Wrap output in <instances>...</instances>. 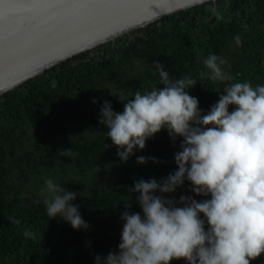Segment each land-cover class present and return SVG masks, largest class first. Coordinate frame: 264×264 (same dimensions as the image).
Wrapping results in <instances>:
<instances>
[{
  "label": "trees",
  "instance_id": "16d2710c",
  "mask_svg": "<svg viewBox=\"0 0 264 264\" xmlns=\"http://www.w3.org/2000/svg\"><path fill=\"white\" fill-rule=\"evenodd\" d=\"M208 7L199 5L167 16L77 55L0 96V264H93L94 254L106 256L120 242L116 232L122 226L123 203L134 180H159L175 170L173 154L179 150V141L173 146L166 131L149 140L145 150L137 151L126 164L120 162L106 130L98 123L102 105L98 92L113 73L123 77L120 71L141 64V75L132 90L125 92L130 99L137 90L144 93L162 86L153 74L159 62L171 78L190 75L197 81L189 91L206 112L224 85L200 77L205 70L202 60L213 53L227 60L230 42L239 36L231 75L254 86L264 84V0H217L218 16L206 11ZM80 95L86 101L100 102L93 112L94 123L78 113L76 98ZM106 100L115 111L123 110L118 97L110 94ZM74 124L87 127L88 134L76 133ZM21 138L31 149L19 154ZM141 155L161 162L137 165L136 156ZM67 162L77 170L63 168ZM90 172L91 179L100 175L105 182L75 201L90 226L87 231H74L60 220L49 221L42 197L25 196L16 187L34 175L63 181L65 174L80 177ZM179 191L191 194L187 185ZM131 210L140 211L134 196ZM26 229L35 233V239L23 236ZM253 264H264V255Z\"/></svg>",
  "mask_w": 264,
  "mask_h": 264
},
{
  "label": "clouds",
  "instance_id": "9594fccd",
  "mask_svg": "<svg viewBox=\"0 0 264 264\" xmlns=\"http://www.w3.org/2000/svg\"><path fill=\"white\" fill-rule=\"evenodd\" d=\"M197 2L218 16L216 0ZM235 41L239 45L240 37ZM202 64L201 78L224 85L206 112L189 91L197 81L190 75L171 78L159 62L153 74L162 86L137 90L130 99L123 90L111 91L123 105L120 112L109 100L102 102L98 123L121 163L162 131L173 146L179 141V150L174 171L159 180H134L123 203L117 250L94 254L93 264H253L264 255V84L235 80L227 60L214 53ZM149 161L161 162L136 156L137 165ZM62 185L47 178L40 189L49 221L87 231L75 203L82 193ZM186 185L191 194L177 198ZM133 196L140 211L131 210ZM23 236L35 239L30 229Z\"/></svg>",
  "mask_w": 264,
  "mask_h": 264
},
{
  "label": "water",
  "instance_id": "95a60500",
  "mask_svg": "<svg viewBox=\"0 0 264 264\" xmlns=\"http://www.w3.org/2000/svg\"><path fill=\"white\" fill-rule=\"evenodd\" d=\"M199 5L197 0H0V96L77 55Z\"/></svg>",
  "mask_w": 264,
  "mask_h": 264
},
{
  "label": "rangeland",
  "instance_id": "374dc122",
  "mask_svg": "<svg viewBox=\"0 0 264 264\" xmlns=\"http://www.w3.org/2000/svg\"><path fill=\"white\" fill-rule=\"evenodd\" d=\"M238 50V45L236 43V41H231L230 42V48H229V54L227 57V62L228 64L231 66L232 63H234L235 61V53ZM142 73V66L139 63H134V67L131 68V70L129 71H120V74H123V77L121 75H119V73H113L111 76V80H107L102 82L101 87L99 89L98 92V99L100 102H103L104 100L107 99V97L111 94V91H121L123 90L124 92H130L133 88V86L135 85V83L137 82L138 76L141 75ZM218 95L214 96L215 102L218 100ZM76 103L78 102V106L76 108H78V113L81 114L82 116H84L90 123H94L95 121V115H93V112L95 110H97V107L99 106L98 104H93V102L91 100L86 101L84 99L83 95H80L76 98ZM76 120H73V123H75ZM73 128L75 129L74 131L76 133H80L86 136V134H88V129L86 128H79L75 126H73ZM79 128V129H78ZM82 130H84L82 132ZM86 131V132H85ZM158 136V135H157ZM156 136V137H157ZM93 137H96V135H94ZM22 143H18V150H19V154L27 152L31 149L30 143L27 142L24 138H21ZM68 166V167H67ZM113 165L111 164H107L108 168H111ZM63 168H65L66 170H77L76 165L73 164H66V167L64 166ZM93 177L92 172L86 174L85 176H68L67 174H65L62 178L63 181L59 178H52L56 183L59 184H64L62 185L64 188H66L69 191H76L79 193H82V196H87L90 194L91 190L94 187H102L105 179L98 175L96 176V179H91ZM50 178V177H47ZM46 178V179H47ZM45 179V180H46ZM44 178H40L39 175H34L32 177H30V179L28 181H24V182H18V184L16 185L17 188H21L23 191V195L31 197V198H37L40 192V189L42 187H44ZM41 182V184H40ZM184 194L182 192H180L179 190L176 193L177 198L181 195ZM187 195V194H185ZM122 230V226L119 227L118 231L116 232L117 236L120 238V233ZM118 246V245H117ZM117 246L113 248L112 251H116L117 250Z\"/></svg>",
  "mask_w": 264,
  "mask_h": 264
}]
</instances>
